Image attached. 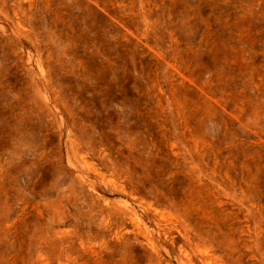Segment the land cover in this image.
Wrapping results in <instances>:
<instances>
[{
	"label": "rangeland",
	"instance_id": "1",
	"mask_svg": "<svg viewBox=\"0 0 264 264\" xmlns=\"http://www.w3.org/2000/svg\"><path fill=\"white\" fill-rule=\"evenodd\" d=\"M0 264H264V0H0Z\"/></svg>",
	"mask_w": 264,
	"mask_h": 264
}]
</instances>
